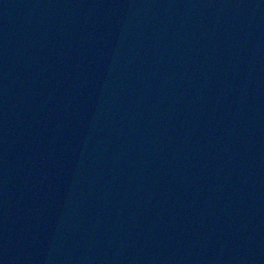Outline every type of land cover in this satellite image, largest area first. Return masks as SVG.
<instances>
[{
  "label": "water",
  "instance_id": "95a60500",
  "mask_svg": "<svg viewBox=\"0 0 264 264\" xmlns=\"http://www.w3.org/2000/svg\"><path fill=\"white\" fill-rule=\"evenodd\" d=\"M0 264H264V0H0Z\"/></svg>",
  "mask_w": 264,
  "mask_h": 264
}]
</instances>
